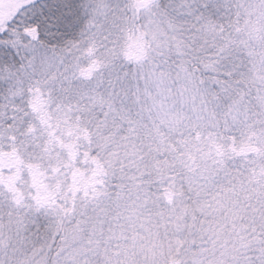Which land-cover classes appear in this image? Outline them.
Here are the masks:
<instances>
[{
    "label": "snow or ice",
    "instance_id": "snow-or-ice-1",
    "mask_svg": "<svg viewBox=\"0 0 264 264\" xmlns=\"http://www.w3.org/2000/svg\"><path fill=\"white\" fill-rule=\"evenodd\" d=\"M0 264H264V0H0Z\"/></svg>",
    "mask_w": 264,
    "mask_h": 264
}]
</instances>
